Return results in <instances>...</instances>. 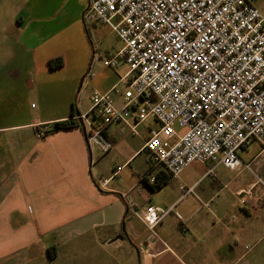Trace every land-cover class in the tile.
I'll return each mask as SVG.
<instances>
[{"label": "crops", "instance_id": "1", "mask_svg": "<svg viewBox=\"0 0 264 264\" xmlns=\"http://www.w3.org/2000/svg\"><path fill=\"white\" fill-rule=\"evenodd\" d=\"M87 5L0 0V95L11 96V103L29 93L38 103L28 119L14 110L8 116L21 122L0 125V264H72L75 254L74 264H264V150L258 142L239 152L249 169L218 165L214 177L184 170L177 180L193 192L162 199L164 188L153 192L142 182L150 178L145 143L159 129L155 122L139 125V135L109 127L105 136L114 148L105 156L90 148L82 124L36 138L40 127L53 130L86 116L85 102L95 92L110 94L117 107L124 103L121 79L128 66H105L121 45L100 55L102 72L92 71ZM90 27L101 40L109 29L99 22ZM58 59L63 67L52 70ZM149 207L174 211L152 232L137 217Z\"/></svg>", "mask_w": 264, "mask_h": 264}, {"label": "built area", "instance_id": "2", "mask_svg": "<svg viewBox=\"0 0 264 264\" xmlns=\"http://www.w3.org/2000/svg\"><path fill=\"white\" fill-rule=\"evenodd\" d=\"M88 2L83 22L103 24L121 45L105 66L129 69L121 107L95 92L91 110L78 118L90 148L105 156L114 148L109 127L139 135L149 120L159 129L145 143L151 168L142 182L154 185L161 172L178 179L193 163L214 164L206 177L218 165L249 169L239 152L254 141L264 150V14L254 0ZM50 132L40 127L36 138ZM173 211L149 207L137 217L153 232Z\"/></svg>", "mask_w": 264, "mask_h": 264}, {"label": "rangeland", "instance_id": "3", "mask_svg": "<svg viewBox=\"0 0 264 264\" xmlns=\"http://www.w3.org/2000/svg\"><path fill=\"white\" fill-rule=\"evenodd\" d=\"M254 4L261 9V12L264 14V0H254ZM89 28V27H88ZM89 32H90V36L91 38L88 39L89 41V46H90V52H91V58H93L92 62L94 65L93 68V73L95 75H98L100 72H102L104 70V66H103V62H102V57L100 56L102 54V56H104V54H106V50L109 49L110 51L114 50V48H118L119 47V42H117L116 40V36L114 34H112L111 30L106 29L104 33H102V40L100 36H97L94 32V29L92 27L89 28ZM120 48V47H119ZM101 57V58H100ZM4 82V86L5 88L8 87L7 85V81L2 80ZM124 91L127 89L125 88V86H123ZM11 96H6L4 95H0V125L4 126V127H8L9 126V121L11 122H21V118L20 117H9L10 114H13L14 110L18 111L20 113L23 114V118L24 119H28L29 117L33 116L35 112H37V107H38V103H37V99L32 95V94H25L24 96H19L18 100H16L15 102H11ZM86 104V108L88 110H91L92 108V99L88 98L85 102ZM32 105H34V107L32 108ZM36 108V109H34ZM16 114V112H15ZM9 115V116H8ZM179 132H181L179 130ZM185 132H181V134H184ZM138 139L135 140V142ZM142 159V158H141ZM141 159H139L136 163V165H139L141 163ZM210 165H203V164H199V163H193L190 167H188L187 169H185V173H192L191 174H187L190 177H194V175L198 174L199 172H205L206 170H208L210 167ZM144 168V163H141V169ZM186 177V176H185ZM187 188L185 183H180L177 179H172L171 182L162 187L165 190L162 191L161 193V197L162 199L165 198H169L170 196H172L174 193L178 192L180 194H183L181 188ZM160 190H158L159 192ZM73 260L71 261L72 264L77 263V257L78 255L75 254L72 256ZM85 256H81V258H84Z\"/></svg>", "mask_w": 264, "mask_h": 264}, {"label": "trees", "instance_id": "4", "mask_svg": "<svg viewBox=\"0 0 264 264\" xmlns=\"http://www.w3.org/2000/svg\"><path fill=\"white\" fill-rule=\"evenodd\" d=\"M84 23V22H83ZM87 35H88V39L91 38L90 36V32H89V28L87 27V25L84 23ZM50 67L51 69L55 70V69H60L63 67V62L61 59H58L56 61H51L50 63ZM82 124V121L80 119H75V116H73V118H71L70 120H65L59 123H56L53 126V130H51V132L49 133V135L53 134V133H58L61 131H65V130H72L74 128H79ZM172 178L170 176L167 175H159L156 177V183L154 185H150L149 188H151V190L153 192H156L158 190H160L162 187L168 185L171 182ZM147 182V181H145Z\"/></svg>", "mask_w": 264, "mask_h": 264}, {"label": "water", "instance_id": "5", "mask_svg": "<svg viewBox=\"0 0 264 264\" xmlns=\"http://www.w3.org/2000/svg\"><path fill=\"white\" fill-rule=\"evenodd\" d=\"M80 116V115H79ZM82 128H83V130H84V133L86 134V131H85V128H84V125L82 124Z\"/></svg>", "mask_w": 264, "mask_h": 264}, {"label": "snow or ice", "instance_id": "6", "mask_svg": "<svg viewBox=\"0 0 264 264\" xmlns=\"http://www.w3.org/2000/svg\"><path fill=\"white\" fill-rule=\"evenodd\" d=\"M153 146H155V145H153Z\"/></svg>", "mask_w": 264, "mask_h": 264}]
</instances>
